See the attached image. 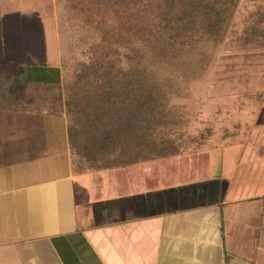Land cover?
<instances>
[{
  "label": "rangeland",
  "instance_id": "obj_1",
  "mask_svg": "<svg viewBox=\"0 0 264 264\" xmlns=\"http://www.w3.org/2000/svg\"><path fill=\"white\" fill-rule=\"evenodd\" d=\"M41 1L53 48L36 23V56L0 59V107L64 114L77 172L199 178L264 136V0ZM24 59L57 73L28 82Z\"/></svg>",
  "mask_w": 264,
  "mask_h": 264
},
{
  "label": "crops",
  "instance_id": "obj_2",
  "mask_svg": "<svg viewBox=\"0 0 264 264\" xmlns=\"http://www.w3.org/2000/svg\"><path fill=\"white\" fill-rule=\"evenodd\" d=\"M36 23L45 54L42 1L0 0V59H33ZM39 64L23 60L26 80L52 81ZM255 137L241 163L199 178L164 163L77 172L64 114L0 108V264H264Z\"/></svg>",
  "mask_w": 264,
  "mask_h": 264
},
{
  "label": "trees",
  "instance_id": "obj_3",
  "mask_svg": "<svg viewBox=\"0 0 264 264\" xmlns=\"http://www.w3.org/2000/svg\"><path fill=\"white\" fill-rule=\"evenodd\" d=\"M156 1H158V0H156ZM172 1V2H171ZM173 1H175V0H170V6H172L173 7ZM170 20H172V19H170ZM171 22V21H170ZM170 25H171V23H170ZM14 77L16 78V77H18V72H14ZM26 82V81H25ZM35 83V82H34ZM0 108H2V109H9V110H26V111H36V110H28V109H11V108H3V107H0ZM42 111V110H41ZM69 135H70V132H69Z\"/></svg>",
  "mask_w": 264,
  "mask_h": 264
}]
</instances>
